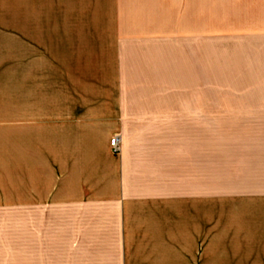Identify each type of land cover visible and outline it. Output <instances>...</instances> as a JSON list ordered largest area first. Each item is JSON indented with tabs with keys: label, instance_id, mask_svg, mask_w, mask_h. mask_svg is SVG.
Wrapping results in <instances>:
<instances>
[{
	"label": "crops",
	"instance_id": "1",
	"mask_svg": "<svg viewBox=\"0 0 264 264\" xmlns=\"http://www.w3.org/2000/svg\"><path fill=\"white\" fill-rule=\"evenodd\" d=\"M10 1L0 264H264V0Z\"/></svg>",
	"mask_w": 264,
	"mask_h": 264
},
{
	"label": "built area",
	"instance_id": "2",
	"mask_svg": "<svg viewBox=\"0 0 264 264\" xmlns=\"http://www.w3.org/2000/svg\"><path fill=\"white\" fill-rule=\"evenodd\" d=\"M110 142H111V147H112L113 151L118 152L120 149L118 138L114 137Z\"/></svg>",
	"mask_w": 264,
	"mask_h": 264
},
{
	"label": "rangeland",
	"instance_id": "3",
	"mask_svg": "<svg viewBox=\"0 0 264 264\" xmlns=\"http://www.w3.org/2000/svg\"><path fill=\"white\" fill-rule=\"evenodd\" d=\"M1 1V0H0ZM8 4H9V7L8 8H10V6H12L13 8H14V0H12V1H10V3L8 2ZM11 4V5H10ZM11 10V9H10ZM224 87H226V86H224ZM223 87V88H224ZM221 89H222V87H214V90L216 91V92H221Z\"/></svg>",
	"mask_w": 264,
	"mask_h": 264
}]
</instances>
